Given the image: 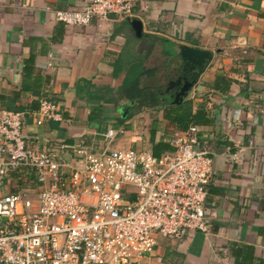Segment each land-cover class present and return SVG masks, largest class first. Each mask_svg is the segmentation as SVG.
<instances>
[{
    "label": "crops",
    "instance_id": "obj_1",
    "mask_svg": "<svg viewBox=\"0 0 264 264\" xmlns=\"http://www.w3.org/2000/svg\"><path fill=\"white\" fill-rule=\"evenodd\" d=\"M88 1L0 0V110L24 113L23 133L36 149L81 140L98 149L112 127L121 130L114 147L162 153L157 144L170 146L181 128L162 106L126 97V79L143 70L139 88L204 112L197 125L215 155L208 234L158 237L137 264H264V0H134L129 19L141 21L140 35L112 14L87 25L55 20V10ZM178 43L211 58L173 102L166 88L183 65ZM43 96L58 103L61 119L36 122Z\"/></svg>",
    "mask_w": 264,
    "mask_h": 264
},
{
    "label": "built area",
    "instance_id": "obj_2",
    "mask_svg": "<svg viewBox=\"0 0 264 264\" xmlns=\"http://www.w3.org/2000/svg\"><path fill=\"white\" fill-rule=\"evenodd\" d=\"M133 5L89 0L53 13L66 25H87L111 14L130 18ZM58 109L40 97L36 122L61 119ZM23 117L0 110V264H137L158 237L208 234L215 152L197 124L173 132L171 149L154 154L113 147L121 130L112 127L98 149L83 140L36 149Z\"/></svg>",
    "mask_w": 264,
    "mask_h": 264
},
{
    "label": "trees",
    "instance_id": "obj_3",
    "mask_svg": "<svg viewBox=\"0 0 264 264\" xmlns=\"http://www.w3.org/2000/svg\"><path fill=\"white\" fill-rule=\"evenodd\" d=\"M161 43L164 44H174L173 42L166 40L164 38L158 39ZM164 54H166L164 52ZM199 71L201 68L196 67ZM199 71L194 72L191 71L187 74L188 79L196 80ZM143 73V70L138 72L136 75H132L126 79L125 84L123 85L124 93L126 97L130 100H134L138 106L143 104H147L148 106H162L164 108V114L167 120L176 123L181 129H186L190 124H200L204 120V112L200 109L196 112H192V105L190 101H184L183 103L179 102L173 104L168 98L162 100L161 96L158 95L156 91L146 92L144 88H139L140 77ZM148 96V97H147ZM157 146H162L163 150L171 149L170 146L164 144V142H160ZM159 147H156V149ZM154 154H160V151L155 152Z\"/></svg>",
    "mask_w": 264,
    "mask_h": 264
},
{
    "label": "water",
    "instance_id": "obj_4",
    "mask_svg": "<svg viewBox=\"0 0 264 264\" xmlns=\"http://www.w3.org/2000/svg\"><path fill=\"white\" fill-rule=\"evenodd\" d=\"M127 20L135 30L136 34L140 35L142 30L141 21L136 18H128ZM176 48L177 59L178 61L181 60L183 65L181 67V72L178 73L175 78L168 81V86L166 88L172 91L173 102H179L183 97L187 96L195 82V80L188 79L187 72L196 67L205 66L211 58V51L208 49L190 46L185 43L176 44Z\"/></svg>",
    "mask_w": 264,
    "mask_h": 264
},
{
    "label": "rangeland",
    "instance_id": "obj_5",
    "mask_svg": "<svg viewBox=\"0 0 264 264\" xmlns=\"http://www.w3.org/2000/svg\"><path fill=\"white\" fill-rule=\"evenodd\" d=\"M115 138H116V137H115ZM114 140H115V139H114ZM114 140H113V141H114ZM112 146H113V143H112ZM113 147H114V146H113ZM27 188H29V187H27ZM33 188H35V185L33 186ZM146 254H147V253H146Z\"/></svg>",
    "mask_w": 264,
    "mask_h": 264
}]
</instances>
